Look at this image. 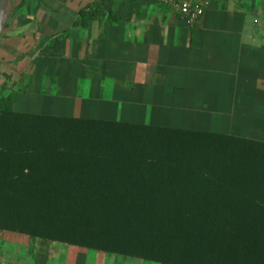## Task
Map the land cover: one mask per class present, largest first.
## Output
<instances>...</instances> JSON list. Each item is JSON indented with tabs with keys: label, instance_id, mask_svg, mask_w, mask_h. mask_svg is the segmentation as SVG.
I'll return each mask as SVG.
<instances>
[{
	"label": "trees",
	"instance_id": "trees-1",
	"mask_svg": "<svg viewBox=\"0 0 264 264\" xmlns=\"http://www.w3.org/2000/svg\"><path fill=\"white\" fill-rule=\"evenodd\" d=\"M0 231L167 264H264V141L23 112L0 93Z\"/></svg>",
	"mask_w": 264,
	"mask_h": 264
},
{
	"label": "crops",
	"instance_id": "crops-1",
	"mask_svg": "<svg viewBox=\"0 0 264 264\" xmlns=\"http://www.w3.org/2000/svg\"><path fill=\"white\" fill-rule=\"evenodd\" d=\"M91 7L97 17L84 19ZM0 93L23 112L264 141V0H214L194 24L158 0H9ZM24 236L0 231V264H123Z\"/></svg>",
	"mask_w": 264,
	"mask_h": 264
},
{
	"label": "built area",
	"instance_id": "built-area-1",
	"mask_svg": "<svg viewBox=\"0 0 264 264\" xmlns=\"http://www.w3.org/2000/svg\"><path fill=\"white\" fill-rule=\"evenodd\" d=\"M178 11L189 23L194 24L206 12L214 0H158Z\"/></svg>",
	"mask_w": 264,
	"mask_h": 264
},
{
	"label": "rangeland",
	"instance_id": "rangeland-1",
	"mask_svg": "<svg viewBox=\"0 0 264 264\" xmlns=\"http://www.w3.org/2000/svg\"><path fill=\"white\" fill-rule=\"evenodd\" d=\"M10 233V232H9ZM26 235V234H25ZM26 237V239H31V242L32 243H36L37 245L40 244V243H45L44 241L45 240H41V239H34V238H29L28 235L27 236H24ZM60 244V243H58ZM39 246V245H38ZM110 257H117L118 259L122 260V263L123 264H130V262L133 260L132 257H129V256H122V255H112Z\"/></svg>",
	"mask_w": 264,
	"mask_h": 264
},
{
	"label": "water",
	"instance_id": "water-1",
	"mask_svg": "<svg viewBox=\"0 0 264 264\" xmlns=\"http://www.w3.org/2000/svg\"><path fill=\"white\" fill-rule=\"evenodd\" d=\"M9 0H0V32L5 24L6 9Z\"/></svg>",
	"mask_w": 264,
	"mask_h": 264
}]
</instances>
